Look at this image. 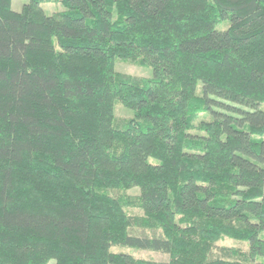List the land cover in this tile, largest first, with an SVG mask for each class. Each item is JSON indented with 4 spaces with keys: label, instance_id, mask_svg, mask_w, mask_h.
<instances>
[{
    "label": "trees",
    "instance_id": "1",
    "mask_svg": "<svg viewBox=\"0 0 264 264\" xmlns=\"http://www.w3.org/2000/svg\"><path fill=\"white\" fill-rule=\"evenodd\" d=\"M262 103L264 0H0V264H264Z\"/></svg>",
    "mask_w": 264,
    "mask_h": 264
},
{
    "label": "rangeland",
    "instance_id": "2",
    "mask_svg": "<svg viewBox=\"0 0 264 264\" xmlns=\"http://www.w3.org/2000/svg\"><path fill=\"white\" fill-rule=\"evenodd\" d=\"M30 1L31 0H12V9L14 11L19 12V11H21L23 5L29 3ZM41 7L43 8L45 14H47V15H52L53 13H56V12H59V11H62L65 9L64 6L60 2L44 3L41 5ZM115 67H116V71H118L119 73H125V74H129V75H133V76H141V77L151 78L154 75L152 67L147 66V65L146 66L142 65L138 62H131L130 60H127V59L117 60ZM200 90H201V88L199 87L198 91H200ZM223 102L227 105L232 106V107H236V108L244 109V110H249L248 108L243 107V106L238 105V104H234V103H230V102H226V101H223ZM258 108L261 109L262 111H264V103L260 104ZM214 110L224 112V113L235 114V113H233L229 110H226L222 107L221 108L216 107V108H214ZM114 114L117 117H132L134 115V112H133V110L124 107L121 103L116 102ZM199 118L200 119L201 118L207 119V118H209V115L207 116L206 114H203V115L199 116ZM128 192H129V194L137 195V194H139L140 190L138 187H135V188L130 189ZM218 244L227 245V246H234V247L242 248V249H247V246H248L247 242L235 240V239H232L229 237H223L222 239L219 240ZM114 249L118 251L120 248H114ZM133 253L138 258L155 259L157 261L166 259V256H164L160 253H156V252L136 251ZM48 264H55V260H51Z\"/></svg>",
    "mask_w": 264,
    "mask_h": 264
}]
</instances>
